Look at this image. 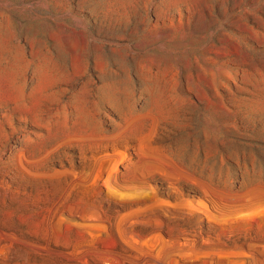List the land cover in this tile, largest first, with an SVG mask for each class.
<instances>
[{
    "label": "rangeland",
    "instance_id": "1",
    "mask_svg": "<svg viewBox=\"0 0 264 264\" xmlns=\"http://www.w3.org/2000/svg\"><path fill=\"white\" fill-rule=\"evenodd\" d=\"M0 264H264V0H0Z\"/></svg>",
    "mask_w": 264,
    "mask_h": 264
}]
</instances>
